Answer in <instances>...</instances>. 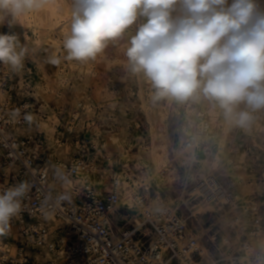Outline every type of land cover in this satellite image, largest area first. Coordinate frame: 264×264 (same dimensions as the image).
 Instances as JSON below:
<instances>
[{"label":"rangeland","instance_id":"rangeland-1","mask_svg":"<svg viewBox=\"0 0 264 264\" xmlns=\"http://www.w3.org/2000/svg\"><path fill=\"white\" fill-rule=\"evenodd\" d=\"M73 3L41 0L39 8L23 12L12 20L11 27L10 17L0 12V33L16 34L28 50L21 69L0 64L9 77L6 88L14 96L11 103L32 116L22 126L23 134L37 139L40 156L52 176L57 177V160L63 154L66 166L76 161L89 164L93 184L104 194L114 191L118 177L132 185L134 180L143 182L138 194L144 202L148 205L157 200L154 212L171 208L188 224L187 236H196L199 253L193 264H264V106L253 108L240 102L227 115L213 99L218 117L212 120L205 96L199 102L190 96L156 98L153 82L143 72L134 73L126 56L130 37L146 22L142 16L95 59H66L63 42L70 34ZM256 4L264 11V0H256ZM183 15L182 0H177L171 17L175 20ZM52 58L60 63L52 64ZM63 75L68 80L62 79ZM189 102L195 104L193 115L204 113L197 117L200 131L206 120L211 125L210 140L193 148V165L190 155L186 163L176 158L182 128L189 126ZM241 112L249 115L243 125L238 123ZM197 119L193 118L191 125ZM190 136L195 137V133ZM205 165L229 195L224 202L216 199L205 203L202 196L200 205L195 193H190L205 178L197 171ZM190 174L197 181H192ZM120 199L115 225L122 229L123 224L130 228L142 223L144 214ZM155 236L151 234L152 240ZM19 245L12 246L13 254L22 247L29 257L35 256L27 264L45 261L44 254L35 252L36 246Z\"/></svg>","mask_w":264,"mask_h":264},{"label":"clouds","instance_id":"clouds-1","mask_svg":"<svg viewBox=\"0 0 264 264\" xmlns=\"http://www.w3.org/2000/svg\"><path fill=\"white\" fill-rule=\"evenodd\" d=\"M177 0H74L66 59L86 61L121 38L138 16L146 18L129 39L126 56L133 72H143L157 89L156 98L179 99L201 89L219 101L227 115L246 102L264 106V11L256 0H182L184 15L175 20ZM41 0H0V12L12 20ZM19 49V50H18ZM27 48L16 34L0 33V64L23 67ZM52 64L59 59L52 58ZM243 125L249 115L238 114ZM31 121L32 116L27 115ZM29 184L22 181L0 191V236L21 211Z\"/></svg>","mask_w":264,"mask_h":264},{"label":"built area","instance_id":"built-area-1","mask_svg":"<svg viewBox=\"0 0 264 264\" xmlns=\"http://www.w3.org/2000/svg\"><path fill=\"white\" fill-rule=\"evenodd\" d=\"M8 79L0 66V85L6 87ZM196 93L199 89L192 94ZM9 109L8 116L0 108V191L22 181L29 184V191L22 199L20 213L10 222V231L0 236V264H27L31 258L24 248H18L16 254L12 252V246L19 243L45 247L53 253L63 246L65 255L56 264H181V259H194L199 253L192 249L196 240L187 236L188 224L179 215L170 217L167 223L145 216L141 225L128 228L123 224L125 227L117 231L114 215L119 211L120 195L116 190L104 194L93 180H88L92 179V170L85 162L76 161L57 170L64 177L68 172L87 173L81 197L55 185L50 168L40 156L41 150L29 149V140L20 142L12 135L11 124H5L14 115L20 116L19 122L24 121L26 110L16 106ZM190 137L189 142L195 145V138ZM50 213L61 225L54 227L46 218L42 225L27 221L28 217ZM146 229L151 231L146 234ZM151 234L156 235L153 240Z\"/></svg>","mask_w":264,"mask_h":264},{"label":"bare ground","instance_id":"bare-ground-1","mask_svg":"<svg viewBox=\"0 0 264 264\" xmlns=\"http://www.w3.org/2000/svg\"><path fill=\"white\" fill-rule=\"evenodd\" d=\"M38 32L39 31H37V35L36 36L40 35V33L38 35ZM37 39H35V41ZM67 78H68L67 75H65V76L63 75L62 76V79H64V80H68ZM6 93L8 94V96L6 95ZM203 96H205L203 91L201 89H199V93H196L194 95L191 94L190 98L193 101L194 98L197 97L198 99H196L195 102L197 100L199 102L200 100H202L204 98ZM13 97L14 96L9 94L8 89L6 87H4V85H0V108L3 109L5 111V113H6V115H8V116L11 115L10 114L11 112H10L9 108L11 106H15V105H13L14 103H11ZM205 97L209 101V108H211L210 112H211L212 120L213 119L215 120L216 117H218L217 116L218 115V110L216 109L217 107L215 108L213 103L211 102V100H213V98H209L207 96H205ZM143 100H146V98L143 97ZM194 105L192 104V102L187 103L186 110H187L188 116H189V120H187V124L189 126H185V127L183 126L184 128H182L183 130L180 133V144H179L181 146V148L176 153V158L180 162H183V163L187 162V160H188L187 156L190 155L192 157V159L189 160V161H192V162H190V165H193L194 161L196 160V157L194 156L195 150L193 148L195 146H199L201 143H203L205 141H209L210 138H211V136H210L211 132H209V128H210L211 125H210L209 121H207V120L205 122L203 121L204 124H203V127H202L203 128L202 131H200V128L196 126L197 123H198L197 117L204 116V113L201 111V112H198L195 115H193V113H194L193 112L194 111ZM7 112H9V113H7ZM14 112H16V111H14ZM14 112H12V115L15 114ZM25 114L26 115H23L24 116V121L19 122V120H21L20 116L19 115H14L13 117L7 118L5 120V124H9V123L11 124V126H10L11 131H12L11 133L20 142H24L25 139L29 140V144H28V148L29 149H33V147L38 149V145L36 143L37 139L34 136H31V134L30 135L23 134V133H25V131H24V128H22V126H24L25 123H26L25 117L27 115H29L28 113H25ZM195 117L197 119L195 121V123H194L195 125H191V123L193 122L192 119L195 118ZM5 131H6V129H5ZM191 132L195 133V137L194 136H192V137H194L196 139L198 137V141L195 143V145L191 144L189 142V140H187V138H190L189 135H190ZM65 157H67V156H63V154H61V155H59V159L57 160V164L59 166L64 167V168L66 166V164L63 162L65 160ZM79 162H84V161H79ZM85 165L88 166L90 170H92L91 166L89 164L86 163ZM194 171H196V169L193 170V172ZM197 171L200 174H203L204 177H205L202 181H198L197 182V185H199V186H197V187L193 186L191 191H190V193H192V194L195 193V195L197 196V198H196L197 199V203H199V204L201 203V198H199V197H202V196L205 197V200H204L205 203H207V202L211 203L212 201H214L216 199L221 200V201L224 202L228 198L229 195H227V193L224 192V190H223V188L221 186H218V183L216 182L215 178L213 177V175H211L212 174L211 168L208 165H205V166H203L201 169H199ZM86 175H87V173H85V172H80V173H76V174L68 172L67 175L64 177V176L60 175V173H57L56 174L57 177H55V179H54V182H55L54 184L57 185V186H62V188L65 189L67 192H70L71 194H74L76 196L81 197V195H82V187H84L85 181L88 179ZM190 178L192 179V181H195L197 179V178H195V176L193 174H190ZM88 180L92 181V179H88ZM140 183L143 184V182H138V180H134V185H132V184H130V182L123 181V180H121L118 177V178H116L114 180L113 184H114V187H115L114 190H116L119 193L120 198H122V200L124 201L123 203L129 204L130 205L129 208H135V206H136L139 209L138 211H140L142 214H144V216H148L152 220L156 219V221H158L159 223H161V222L167 223L168 219L170 217H175L174 211L171 210V208H169V207H163V209L160 208V209H158V211L154 212L152 210V208L155 207V204L157 203V200H154L153 203H150V204L147 205L144 202L143 197L140 196V194H138V188L143 186V185L140 186L139 185ZM16 184H18V183H16ZM216 185H217V187H216ZM209 205H211V204H209ZM209 205H206L207 208L211 207ZM149 210H151L152 212H149ZM164 210H166V212H164ZM45 218H46V220H48V223L54 225V227H57V226L61 225V222L56 220L54 218V215L51 214V213L47 214L46 216H41L40 215V216H37L35 218L28 217L27 221H28L29 224H32V223L37 221V222H39L42 225L46 221ZM21 220L25 221L23 218H21ZM143 222L144 221L142 220V223ZM142 223H137L136 226H139ZM121 230L122 229L118 228V226H117V231H121ZM146 230H149V229H146ZM195 237H193V239H195ZM197 246H199V245H198V242L196 240V245L194 247H192V249H198L199 250V248ZM34 249H36L35 252H39V254H41V255L44 254L45 255L44 256L45 261L42 264H56V262L59 261V259H61L63 257V255H65V248L63 246L60 248V250L56 251V253H53V251H51L49 249H46L45 247H38L37 246ZM161 253L164 254V251H161ZM55 256H56V258H55ZM30 257H35V256H30ZM37 258L40 259L39 255L37 256ZM181 261H182V264H193V260H192V258L190 256L189 257L186 256V258L181 259Z\"/></svg>","mask_w":264,"mask_h":264},{"label":"crops","instance_id":"crops-1","mask_svg":"<svg viewBox=\"0 0 264 264\" xmlns=\"http://www.w3.org/2000/svg\"><path fill=\"white\" fill-rule=\"evenodd\" d=\"M142 222V221H141Z\"/></svg>","mask_w":264,"mask_h":264}]
</instances>
